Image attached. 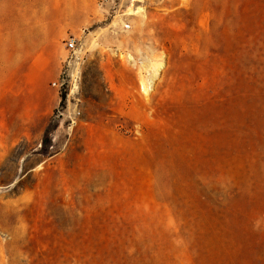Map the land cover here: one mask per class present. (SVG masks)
I'll list each match as a JSON object with an SVG mask.
<instances>
[{"label": "rangeland", "instance_id": "1", "mask_svg": "<svg viewBox=\"0 0 264 264\" xmlns=\"http://www.w3.org/2000/svg\"><path fill=\"white\" fill-rule=\"evenodd\" d=\"M0 264H264V0H0Z\"/></svg>", "mask_w": 264, "mask_h": 264}, {"label": "bare ground", "instance_id": "2", "mask_svg": "<svg viewBox=\"0 0 264 264\" xmlns=\"http://www.w3.org/2000/svg\"><path fill=\"white\" fill-rule=\"evenodd\" d=\"M140 1H142V0H133V2H140ZM138 11L140 12V11H142V9L141 8H139L138 9ZM136 13V10L134 9V6H131L126 12H125V14H123V16H127V15H133V14H135ZM128 59H130V60H133V57L131 56V55H128ZM162 69H164V65L163 64H161L159 67H158V69H157V71H160V70H162ZM155 71V70H154ZM150 74V73H149ZM152 77L150 76V75H148V73H147V76H145L143 79H142V88H143V90H144V92L145 93H149V91L151 90V88H152V85H153V81H152Z\"/></svg>", "mask_w": 264, "mask_h": 264}, {"label": "built area", "instance_id": "3", "mask_svg": "<svg viewBox=\"0 0 264 264\" xmlns=\"http://www.w3.org/2000/svg\"><path fill=\"white\" fill-rule=\"evenodd\" d=\"M76 45H77V40L75 38L68 40V42L66 43V47L69 51H74L76 49ZM66 82H67L66 78L63 77L57 82H54L53 87L62 90L66 85Z\"/></svg>", "mask_w": 264, "mask_h": 264}]
</instances>
